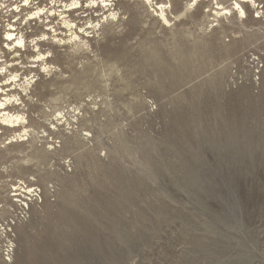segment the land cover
Segmentation results:
<instances>
[{"label":"rangeland","instance_id":"374dc122","mask_svg":"<svg viewBox=\"0 0 264 264\" xmlns=\"http://www.w3.org/2000/svg\"><path fill=\"white\" fill-rule=\"evenodd\" d=\"M190 1L0 0V264H264V0Z\"/></svg>","mask_w":264,"mask_h":264},{"label":"bare ground","instance_id":"6f19581e","mask_svg":"<svg viewBox=\"0 0 264 264\" xmlns=\"http://www.w3.org/2000/svg\"><path fill=\"white\" fill-rule=\"evenodd\" d=\"M138 1H141V2H144L145 3V5L147 4V6L149 5V7L148 8H150V9H153V12L155 13V16H157L158 17V19H160L164 24H168L169 23V20H168V15H167V11L170 9V7L171 6H167V4L171 1V0H166L167 1V4L166 5H159V6H154L153 5V1L152 0H138ZM202 1H210V2H214V3H212L213 5H215V6H217V8L216 9H218V10H222V11H224V14H231V11L232 10H235L237 13H239L241 16H245L246 14H245V11H244V9H243V4H246V3H251L252 4V6H255V0H233L232 1V3H230L229 5L230 6H232V8L229 10V9H226V8H224V7H222V6H224V4L223 3H220V2H218L217 0H191L190 1V3H188L187 4V6H197V4L199 3V2H202ZM143 3V4H144ZM171 5V4H170ZM227 6V5H226ZM22 7V6H21ZM74 7H77V6H73V8ZM101 7H110L109 9H108V12H110L109 13V16H108V18H106V20L108 19V21L109 20H114V19H116V16H117V13L116 12H114V10L112 9V6H101ZM39 12V11H38ZM42 12V11H41ZM152 12V11H151ZM48 13L50 14V15H53V14H57V16L59 17V18H66V16H62V14L64 15V13L63 12H60V13H58V11H56L55 9H51V10H49L48 11ZM215 14V16H220V13L219 12H215L214 13ZM223 14V15H224ZM39 15V14H38ZM48 15V14H47ZM33 16V15H32ZM36 18V17H35ZM62 24L64 25V27H67V28H69V29H71L72 27H74L75 25H73V23H70V21H67V20H63L62 21ZM61 24V25H62ZM12 30L14 31V29H12V28H10V30L8 31V32H10L11 34H6L5 36H6V38H7V40L8 41H12V40H9V39H11L12 37H13V35H14V37H16V35L15 34H13L12 33ZM52 32L53 33H55V30H52ZM51 32V33H52ZM13 34V35H12ZM44 36V35H43ZM10 37V38H9ZM49 37V36H48ZM20 38V37H19ZM53 39L51 40V41H53L54 43H59V44H63V43H65L63 40H61V39H57L56 38V35H53V37H52ZM14 39V38H13ZM17 39V38H16ZM19 41H20V39H18ZM69 41H75V40H79V37H77L73 32H71V34H70V39H68ZM50 41V42H51ZM67 42V41H66ZM17 44H18V41H17ZM22 44H23V42H22ZM71 44V43H70ZM64 45V44H63ZM42 56V55H41ZM41 56H40V54H38V59L39 58H41ZM42 59V58H41ZM40 61V60H39ZM44 64V63H43ZM51 67V66H50ZM43 68H47L46 66L45 67H43ZM46 70H48V69H46ZM7 99H5L3 102H1L0 101V125H2V126H8V127H11V128H15V127H17L19 124L21 125H23L24 124V121H25V119H24V117L22 116V115H19V114H11V113H9V112H7V111H5L6 110V105H7ZM4 102H6V103H4ZM9 102V101H8ZM21 125V126H22ZM23 128V127H22ZM23 131V130H22ZM23 133H24V135H26V133H27V131H23ZM18 137V136H17ZM19 138H21V137H19ZM13 139H14V136H13ZM15 140V139H14ZM13 140V141H14ZM12 141V142H13Z\"/></svg>","mask_w":264,"mask_h":264},{"label":"snow or ice","instance_id":"6c2138e0","mask_svg":"<svg viewBox=\"0 0 264 264\" xmlns=\"http://www.w3.org/2000/svg\"><path fill=\"white\" fill-rule=\"evenodd\" d=\"M10 38V37H9Z\"/></svg>","mask_w":264,"mask_h":264}]
</instances>
